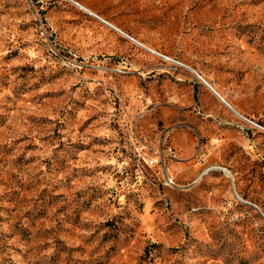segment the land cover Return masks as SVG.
I'll use <instances>...</instances> for the list:
<instances>
[{
	"label": "rangeland",
	"instance_id": "1",
	"mask_svg": "<svg viewBox=\"0 0 264 264\" xmlns=\"http://www.w3.org/2000/svg\"><path fill=\"white\" fill-rule=\"evenodd\" d=\"M73 1L0 0V264H264V0Z\"/></svg>",
	"mask_w": 264,
	"mask_h": 264
},
{
	"label": "crops",
	"instance_id": "2",
	"mask_svg": "<svg viewBox=\"0 0 264 264\" xmlns=\"http://www.w3.org/2000/svg\"><path fill=\"white\" fill-rule=\"evenodd\" d=\"M79 7V6H78ZM85 11V10H84ZM86 12V11H85ZM91 12V11H90ZM88 13V12H87ZM93 13V12H92ZM88 14H90V13H88ZM94 15H92V14H90L92 17H94V18H96V19H98L99 21H101L102 23H104V24H106L108 27H110L111 29H113L110 25H112V26H114V27H116L117 29H119V30H121L120 28H118L116 25H114L113 23H111V22H109V21H107L106 19H103V17H100L99 15H97L96 13H93ZM107 23H109L110 25H108ZM114 30V29H113ZM114 31H116V30H114ZM122 31V30H121ZM116 32H118V31H116ZM123 32V31H122ZM118 33H120V32H118ZM145 48V47H144ZM147 49V48H146ZM195 73H197V72H195ZM203 79H204V81H202L203 83H204V85L220 100V102L230 111V112H232L233 114H235L234 113V110L232 109V108H230V107H228V106H226L224 103H223V101L225 100V101H227L224 97H223V95H221V93H220V91H219V89H217V87H215L213 84H211L208 80H206L204 77H203ZM206 82H208L209 83V85L206 83ZM239 112V111H238ZM240 113V112H239ZM236 115V114H235ZM238 116V115H237ZM246 118V117H245ZM243 119V118H242ZM245 120V119H244ZM249 120V119H248ZM227 122L225 121V120H223V119H221V120H219L218 121V124L219 125H225ZM238 129H240L241 130V125H235Z\"/></svg>",
	"mask_w": 264,
	"mask_h": 264
},
{
	"label": "bare ground",
	"instance_id": "3",
	"mask_svg": "<svg viewBox=\"0 0 264 264\" xmlns=\"http://www.w3.org/2000/svg\"><path fill=\"white\" fill-rule=\"evenodd\" d=\"M148 50H150V49H148ZM150 51H152V50H150ZM152 52H154V51H152ZM172 61H174L175 63H178V64H181L180 62H177V61H175V60H172ZM192 70V69H191ZM193 71V70H192ZM199 78H201L200 76H198ZM203 80V79H202ZM208 85H209V83H207ZM223 103H225L228 107H230L229 106V104L224 100L223 101ZM234 110V109H233ZM234 113L235 114H237V115H239V116H241L236 110H234ZM245 121V120H244ZM247 121H249V120H247ZM246 121V122H247ZM250 122H253V121H250ZM260 126V125H259ZM212 169H218V170H221V171H223L229 178H231L232 179V174L230 173V171L228 170V169H226V168H224V167H220V166H215V167H211ZM211 168H208V169H211ZM236 197H237V199L238 200H240V201H242L241 200V198L236 194Z\"/></svg>",
	"mask_w": 264,
	"mask_h": 264
},
{
	"label": "water",
	"instance_id": "4",
	"mask_svg": "<svg viewBox=\"0 0 264 264\" xmlns=\"http://www.w3.org/2000/svg\"><path fill=\"white\" fill-rule=\"evenodd\" d=\"M70 1H72V2H74L75 4H77L75 1H73V0H70ZM78 6H80L79 4H78ZM88 13H90V14H92V15H94L92 12H90L88 9H86V8H84ZM95 16V15H94ZM108 25H110L109 23H107ZM114 30H116V31H118V32H120L121 34H123L125 37H127V38H129V39H131L132 41H134L135 43H137V44H139L140 46H142L139 42H137L135 39H133L132 37H130L129 35H127L126 33H124V32H122L121 30H119V29H117L116 27H114V26H112V25H110ZM143 47V46H142Z\"/></svg>",
	"mask_w": 264,
	"mask_h": 264
},
{
	"label": "built area",
	"instance_id": "5",
	"mask_svg": "<svg viewBox=\"0 0 264 264\" xmlns=\"http://www.w3.org/2000/svg\"><path fill=\"white\" fill-rule=\"evenodd\" d=\"M243 129V126H241V130ZM136 150L138 151L139 149L136 147ZM138 157H139V159H142L144 162H145V164H147V165H150V164H152L153 163V160H149V159H147L144 155H142L140 152L138 153ZM168 181L170 182V183H172V180L170 179V178H168Z\"/></svg>",
	"mask_w": 264,
	"mask_h": 264
}]
</instances>
